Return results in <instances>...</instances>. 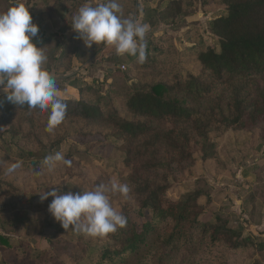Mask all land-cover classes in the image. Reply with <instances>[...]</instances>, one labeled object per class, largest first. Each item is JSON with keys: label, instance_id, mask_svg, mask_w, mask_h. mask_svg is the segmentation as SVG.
<instances>
[{"label": "rangeland", "instance_id": "obj_1", "mask_svg": "<svg viewBox=\"0 0 264 264\" xmlns=\"http://www.w3.org/2000/svg\"><path fill=\"white\" fill-rule=\"evenodd\" d=\"M15 2L0 0V12ZM22 2L29 8L33 23L39 26L34 42L38 45L44 38L51 39L38 47L43 48V67L55 78L61 99L95 102L112 98L114 109L123 118H130L125 102L137 86L164 82L183 94L178 83L188 73L200 75L207 83L213 81L202 74L196 54L210 47L219 50L211 26L227 11L223 0H119L125 17L149 25L147 59L143 64L131 56H118L114 47L94 44L89 48L73 31L72 17L78 9L85 3L94 6L104 0ZM245 83L237 80L229 87H243ZM213 88L214 94L203 96L205 100L197 102L198 107L215 108L223 95L231 93L216 82ZM3 98L6 93L0 86V236L9 243V247L0 244V264H91L87 248L99 249L106 245L107 238L66 231L48 210L53 198L42 201L41 195L53 188L82 193L99 184L110 188L113 181L128 184L126 140L102 123L91 124L73 116L65 117L49 133L46 110H24L22 105L2 103ZM246 122L230 128L217 124L216 136H212L217 156L203 160L198 155L194 163L179 170V180H171L168 196L177 201L202 189L206 195L200 203L205 212L199 221L220 218L231 229L242 231L243 237H252L255 247L233 253L209 250L207 244L196 241L184 244L169 264H264V250L256 246L264 243V123ZM89 133L100 136L84 138L83 134ZM56 142L60 144L53 147ZM44 145L47 149L53 147L51 154L61 151L72 166L59 163L49 173L43 164L37 165L36 158L25 154L37 153L43 159ZM16 163L20 167L9 173ZM108 195L114 209L122 215L128 212L139 225L151 219L149 211L140 216L131 193L127 198L119 193Z\"/></svg>", "mask_w": 264, "mask_h": 264}, {"label": "trees", "instance_id": "obj_2", "mask_svg": "<svg viewBox=\"0 0 264 264\" xmlns=\"http://www.w3.org/2000/svg\"><path fill=\"white\" fill-rule=\"evenodd\" d=\"M223 4L226 13L211 26L218 38L219 50L210 47L199 49L196 54L202 74L206 73L212 83L188 73L178 83L183 94L164 82L137 86L125 102L130 118H123L114 109L110 104L112 98L95 102L63 99L68 105L66 117L102 123L114 135L126 140L127 185L140 216L148 211L152 216L139 225L125 212V227L106 236L103 247L87 248L86 256L91 264H169L184 244L193 245L196 241L207 244L209 250L226 249L233 253L255 247L252 237H243L242 231L231 229L220 218L207 223L199 221L205 212L200 203L206 195L202 189L177 201L168 196L171 180H179V170L194 163L198 155L203 160L217 156V143L212 139L216 136L217 124L237 127L246 124L247 119L264 123V0H223ZM48 42L51 39L44 38L38 45ZM237 80L246 83L243 87H229ZM215 82L228 87L230 95H223L215 108L198 107L197 102L205 100L203 96L214 94ZM6 102L7 98H3L2 103ZM21 107L29 110L24 105ZM83 136L94 139L100 135ZM59 144L56 142L53 147ZM43 147V159L37 153L25 154L36 158L37 165L43 164L42 160L53 148ZM0 244L9 247L2 236ZM256 246L264 250V243Z\"/></svg>", "mask_w": 264, "mask_h": 264}, {"label": "clouds", "instance_id": "obj_3", "mask_svg": "<svg viewBox=\"0 0 264 264\" xmlns=\"http://www.w3.org/2000/svg\"><path fill=\"white\" fill-rule=\"evenodd\" d=\"M71 27L89 48L94 44L114 47L118 56L135 57L140 64L146 62L149 25L125 17L119 0H104L94 6L85 3L73 15ZM38 33L39 26L33 23L22 0L0 12V86L9 102L29 110H46V131L52 133L64 121L68 105L61 99L55 78L43 67L46 61L43 48L34 42ZM42 163L49 173L59 163L72 166L61 151L47 155ZM18 167L19 163L12 165L9 173ZM130 191L127 184L113 181L110 188L99 184L82 193H64L53 188L41 199L53 198L48 210L63 229L95 238L106 237L126 226V217L113 208L108 193L127 198Z\"/></svg>", "mask_w": 264, "mask_h": 264}]
</instances>
